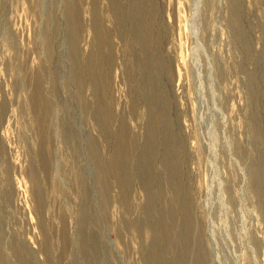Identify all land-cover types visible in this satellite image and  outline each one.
<instances>
[{
  "label": "rangeland",
  "instance_id": "1",
  "mask_svg": "<svg viewBox=\"0 0 264 264\" xmlns=\"http://www.w3.org/2000/svg\"><path fill=\"white\" fill-rule=\"evenodd\" d=\"M0 264H264V0H0Z\"/></svg>",
  "mask_w": 264,
  "mask_h": 264
}]
</instances>
